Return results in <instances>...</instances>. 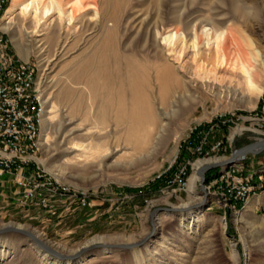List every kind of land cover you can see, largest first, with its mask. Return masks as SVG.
Here are the masks:
<instances>
[{"label":"rangeland","instance_id":"1","mask_svg":"<svg viewBox=\"0 0 264 264\" xmlns=\"http://www.w3.org/2000/svg\"><path fill=\"white\" fill-rule=\"evenodd\" d=\"M97 1L100 4V15L95 17V10H91L86 13L82 24L79 21L73 24L67 16L62 15L61 31L54 42L51 37L61 15L51 3H47V6L52 8L53 14L48 17L42 7L39 10L37 18L40 24L36 22L33 12L29 14L19 10L13 16L12 27L15 24L17 27L20 21V34L15 36L14 32L18 28L14 32L1 28L7 33L10 53L21 60L37 64L38 82L41 83L38 90L42 102L48 101V110L55 105L59 114L50 124L48 147L51 150L41 147L38 154L41 168L76 190L88 192L91 206L81 209L77 206L66 208L60 204V210L53 216L33 205L22 207L14 201L16 196L12 195L11 199L0 197V228L10 225L34 231L57 251L75 255L82 248L93 244L139 242L153 231L152 212L158 208L174 207L179 209L178 213H161L156 216V233L140 248L143 249V255L139 258L135 257L133 250L95 249L79 258L80 264H264V192L251 197L245 208L237 213L225 210L216 196L202 191L201 176L196 184L194 198L189 193V181L198 162H225L236 150L264 139V127L260 126L262 123L249 119L251 113L259 110L264 97V91L262 95L258 91V87L264 84V71L261 68V61H264V0H240L245 13L237 15L230 7L233 8L234 2L238 0ZM102 16H116L120 20L118 37L122 47L128 45L127 53L134 51V54L139 55L143 54L141 49L149 24L158 26L163 38L169 31L176 30L177 41L180 35L186 36L195 26L200 32L202 26L207 24L208 29L210 24L219 29H230L249 55L250 65L254 69L252 84L245 81L242 59H239L234 72L218 71L193 77L195 87L200 89L197 94L200 98L188 113L191 116L190 125L178 145L172 142L168 149L161 150L157 155L154 153L140 164L136 163V159L124 160L127 152L119 151L103 163L101 159H92L86 164L74 165L68 162L74 154L66 155L64 147L59 148L64 141V134L60 137L63 124L61 115L69 114L71 107L59 99L58 95L61 88L68 84L69 76L77 70L79 63L100 46L102 32L99 27L94 31L92 28L99 24ZM187 37L189 40L190 36ZM149 38L152 43V37ZM17 39L28 50L25 56L16 46ZM158 40L162 42V39ZM57 54L60 58L55 61ZM49 64L55 67L48 70ZM209 87L213 92L209 91ZM188 106L190 104L176 108L178 112L172 128L181 127ZM214 120L227 122V128H213L207 140L210 148L223 141L220 151L215 150L205 158L193 156L189 151L187 159L179 164L176 172L168 179L170 181L186 166L189 172L185 186L170 187L167 184L158 191L151 188L155 179L176 164L182 145L192 132L201 125L213 126ZM80 123L76 121L70 128L78 127ZM240 130L241 133H238ZM252 155L254 170L263 168L264 150L246 157ZM215 170L219 172L223 168ZM207 184L205 181L204 186ZM142 189V194L127 192ZM13 191L6 194L11 195ZM188 204L191 209L183 210L182 207ZM190 211L198 214L200 220L194 226H184L181 214ZM44 212L56 220L50 218L51 221H48ZM99 238L104 240L90 244ZM31 244L34 243L17 233L1 235L0 264H42Z\"/></svg>","mask_w":264,"mask_h":264},{"label":"bare ground","instance_id":"2","mask_svg":"<svg viewBox=\"0 0 264 264\" xmlns=\"http://www.w3.org/2000/svg\"><path fill=\"white\" fill-rule=\"evenodd\" d=\"M11 2L1 22L5 31L14 32L18 28L14 32L15 36L21 32L20 21L17 27L16 24L12 27L13 16L19 10L29 14L33 12L36 22L40 24L37 17L41 7L47 17L53 14L47 3L56 7L61 17L51 37L53 42L61 31L62 15L67 16L73 24L77 21L82 24L86 13L91 10H95V17L100 15V4L97 0H11ZM241 3L242 1L238 0L234 2L233 8L230 7L235 15L245 13L244 5ZM100 19L99 24L92 28L94 31L99 27V31L102 32L100 46L91 56L79 63L77 70L69 76L68 84L61 88L58 95L59 99L71 107L69 114L61 115L63 124L60 137L64 134V141L60 143L59 148L64 147L63 152L66 155L74 154L68 159V162L74 165L86 164L92 159H101L103 163L119 151L127 152L124 160L136 159V163L140 164L154 153L157 155L161 150L168 149L170 143L178 145L190 125L191 116H188V113L200 98L197 96L200 89L195 87L193 77L218 71L234 72L239 65V59H242L245 81L252 84L254 69L250 65L249 55L230 29H219L214 24H210L211 27L208 29L207 24L199 26V28L202 26L200 32L195 26L186 36L180 35L177 41L176 30L169 31L163 38L158 26L149 24L141 49L143 54L139 55L134 54V51L127 53L128 45L122 47L118 37L120 20L116 16L111 18L102 16ZM187 36H190L189 40ZM149 37H152V43ZM158 39H162V42ZM16 42L19 52L25 56L28 52L26 46L19 39ZM256 54L260 56L258 52ZM56 57L55 61L60 58L58 54ZM52 66L54 65L49 64L48 70ZM261 68L264 71V61H261ZM235 76L237 77L236 74ZM40 85L39 81L38 86ZM209 88V91L213 92L211 87ZM258 91L262 95L264 84L258 87ZM43 104L45 114L40 145L50 151L51 148L48 147L50 124L59 114L55 105L48 110V101ZM186 104L190 106L184 111L185 118L181 127L172 128L178 112L176 108ZM69 116L72 118L69 119ZM76 121L81 122L78 127L70 128ZM238 133H241V130ZM218 162L219 160H204L195 165L194 175L189 181V193L193 198L201 170ZM101 167L102 164L99 168ZM189 206L190 204L182 208L188 211L191 209ZM180 218L184 226L191 224L194 226L200 220V216L191 211L181 214ZM101 240L104 239H95L90 244ZM35 245L30 246L36 249L42 264L81 263V259L58 260ZM132 252L137 258L143 255V249L140 248Z\"/></svg>","mask_w":264,"mask_h":264},{"label":"built area","instance_id":"3","mask_svg":"<svg viewBox=\"0 0 264 264\" xmlns=\"http://www.w3.org/2000/svg\"><path fill=\"white\" fill-rule=\"evenodd\" d=\"M10 3L11 0H0V177L12 179L19 189L21 204L39 207L53 216L60 210V204L88 208L91 206L88 192L76 190L46 173L38 161L45 114L38 90V66L10 53L7 33L1 30V21ZM249 119L262 123L260 126L264 127V97L259 110L251 113ZM221 123L226 125L227 122ZM215 127L219 125L215 124L206 134L203 133L202 141L195 149L189 148L193 155L205 158L215 150L220 151L223 141L217 142L213 148L207 142ZM246 159L241 156L233 165L214 173L205 186L206 192L216 196L220 205L230 212H239L251 197L264 192V167L249 170ZM187 176V167L184 166L168 185L185 186Z\"/></svg>","mask_w":264,"mask_h":264},{"label":"water","instance_id":"4","mask_svg":"<svg viewBox=\"0 0 264 264\" xmlns=\"http://www.w3.org/2000/svg\"><path fill=\"white\" fill-rule=\"evenodd\" d=\"M256 149H259L256 150ZM264 150V139L261 140L260 142L253 143L243 149L236 150L232 157L222 163H216V164H210L206 166L202 171H201V178H202V191L207 194L204 182L206 181V173L218 168H223L226 169L227 167L231 166L237 161V158L240 156H246L248 154H254V153H260L261 151ZM258 151V152H257ZM208 197V196H207ZM205 204V203H204ZM204 204L200 205L203 206ZM179 212V209L176 208H171V207H166V208H158L155 209L152 214H151V220H152V225H153V231L151 234L144 238L143 240L139 242H133V243H127V244H104V243H99V244H93L90 247L87 248H82L79 253L76 255H66L63 254L56 249L52 248L48 243H46L45 240H43L40 235L34 231L21 228L18 226H4L0 228V236L5 235V234H10V233H17L22 235L23 237L27 238L28 241L31 243L36 244L42 251L48 253L50 256L53 258H56L61 261H68V260H78L81 258L84 254H86L89 251L95 250V249H112V250H134L137 248H141L146 243L152 238L155 233H156V216H158L161 213H166V214H176Z\"/></svg>","mask_w":264,"mask_h":264},{"label":"trees","instance_id":"5","mask_svg":"<svg viewBox=\"0 0 264 264\" xmlns=\"http://www.w3.org/2000/svg\"><path fill=\"white\" fill-rule=\"evenodd\" d=\"M9 6H7L6 9H8ZM222 121L220 120H214L212 122V125H215V124H218L219 127H225L227 128L226 125H222L221 123ZM211 128V125H205V126H199L198 128H196L190 138L187 140V142L185 144L182 145V150H181V154L178 158V160L176 161V164L166 173L160 175L159 178L155 179V181H153V184L151 185V188H153L154 190L158 191L160 190L162 187L166 186L168 184V179H170L172 177V175L176 172V170L178 169V166L179 164H182V162L184 160L187 159V156L190 154V150L189 148H193L195 149L199 144L200 142L202 141V138H203V133L207 130H209ZM208 149V148H206ZM193 156H197L196 154H194ZM203 156H200L198 158H202ZM189 170L187 168V174H188ZM216 173L217 170H212V171H209L207 174H206V184L211 180V177H212V174L213 173ZM128 193H139V194H142L144 193V190H135V191H132V190H128L127 191Z\"/></svg>","mask_w":264,"mask_h":264},{"label":"crops","instance_id":"6","mask_svg":"<svg viewBox=\"0 0 264 264\" xmlns=\"http://www.w3.org/2000/svg\"><path fill=\"white\" fill-rule=\"evenodd\" d=\"M249 161V162H248ZM248 162V163H247ZM245 164H246V167L250 170L252 168H254V156H248L246 161H245ZM13 191L11 192V195L10 194H6L8 191ZM0 197H6L7 199H11L12 195L13 196H16L14 198V201H17L18 203H20V205L22 207L24 206H28V205H23L21 204L20 202V196H19V189L17 188V186L13 183L12 179L8 176H5V177H0ZM4 199V198H3ZM10 201V200H8ZM65 206L66 208H69L67 207L66 205H63ZM44 214L46 215L45 217L47 218L48 221H51V219L53 220H56L55 218H51L49 215H47V213L44 212ZM51 218V219H50Z\"/></svg>","mask_w":264,"mask_h":264}]
</instances>
